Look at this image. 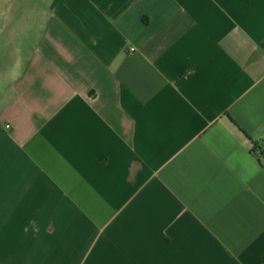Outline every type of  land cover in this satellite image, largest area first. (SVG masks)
<instances>
[{"label":"crops","instance_id":"1","mask_svg":"<svg viewBox=\"0 0 264 264\" xmlns=\"http://www.w3.org/2000/svg\"><path fill=\"white\" fill-rule=\"evenodd\" d=\"M0 264H264V0H0Z\"/></svg>","mask_w":264,"mask_h":264},{"label":"trees","instance_id":"2","mask_svg":"<svg viewBox=\"0 0 264 264\" xmlns=\"http://www.w3.org/2000/svg\"><path fill=\"white\" fill-rule=\"evenodd\" d=\"M245 134H247L246 132H245ZM262 149L261 148H259L256 144L254 145V147H253V152L254 153H257L258 151H261Z\"/></svg>","mask_w":264,"mask_h":264},{"label":"built area","instance_id":"3","mask_svg":"<svg viewBox=\"0 0 264 264\" xmlns=\"http://www.w3.org/2000/svg\"><path fill=\"white\" fill-rule=\"evenodd\" d=\"M256 154H257L258 156H260V155H262V151H258Z\"/></svg>","mask_w":264,"mask_h":264}]
</instances>
